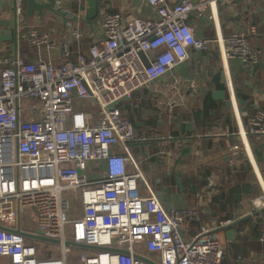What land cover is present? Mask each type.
I'll list each match as a JSON object with an SVG mask.
<instances>
[{"label":"built area","instance_id":"2783aa9c","mask_svg":"<svg viewBox=\"0 0 264 264\" xmlns=\"http://www.w3.org/2000/svg\"><path fill=\"white\" fill-rule=\"evenodd\" d=\"M140 1L152 18L102 14L101 35L85 54L72 50L84 31L65 27L58 64L0 51V264H70L66 241L122 251L79 248L78 264L222 263L215 230L201 226L186 235L196 209L158 201L136 168L129 148L134 127L120 110L122 102L184 62L191 49H209V39L197 36L187 20L216 0ZM73 3L74 22H86L85 0H62L61 7L68 12L63 5ZM22 4H15L19 22L26 15ZM252 32L219 39L225 61L256 65ZM52 36L53 30L33 28L23 37L29 46L55 51ZM246 124L245 133L261 138L264 151V109L247 114ZM244 138L235 154L249 149ZM95 162L103 167L90 172ZM18 228L58 240L62 255L39 257L37 240L9 231Z\"/></svg>","mask_w":264,"mask_h":264},{"label":"crops","instance_id":"0c3cea01","mask_svg":"<svg viewBox=\"0 0 264 264\" xmlns=\"http://www.w3.org/2000/svg\"><path fill=\"white\" fill-rule=\"evenodd\" d=\"M55 1L62 6V0ZM7 3L0 6V36L8 37L4 32L11 30L17 40L0 39L5 56L58 64L65 27L78 25L85 33L84 45L101 35L100 20L89 24L86 9L82 13L86 22L64 25L50 19L46 11L29 16L22 2L26 15L19 22L16 13L4 9ZM99 5L101 15L118 12L126 21L153 17V11L140 0H99ZM63 6L78 13L76 3ZM187 23L197 36L209 39L210 47L191 49L184 62L120 104L123 117L134 127L129 148L136 168L145 173L164 207L198 211L186 231L188 237L207 226L219 235L224 252L221 264H264V151L261 138L245 133L247 114L259 106L264 109V0H216L212 7L192 12ZM33 28L53 30L59 47L53 51L29 46L23 36ZM243 29L253 30L249 40L259 54L249 72V67L225 61L219 40ZM81 45H73L72 50L87 52ZM215 90L224 91L222 100L213 97ZM207 96L212 104L205 108ZM183 122L190 124L184 132ZM244 136L249 149L235 154ZM232 223L235 235L227 236L228 229L222 227Z\"/></svg>","mask_w":264,"mask_h":264},{"label":"water","instance_id":"95a60500","mask_svg":"<svg viewBox=\"0 0 264 264\" xmlns=\"http://www.w3.org/2000/svg\"><path fill=\"white\" fill-rule=\"evenodd\" d=\"M4 1L5 0H0V6H1V4H3ZM16 1L17 0H8V3L6 4L7 6H5L4 9L10 8L12 10V12H14V14H15L16 13V10H15ZM21 2L26 4V13L29 16H34L35 13L41 15L43 13V11H46V13L49 17H51L52 19L58 20L59 22H62L64 25H66L67 22H74L77 19V16L75 14H73L72 12H67V11L65 12L62 7L57 6L55 0H47L45 2H43L41 0H21ZM85 9L87 11V18H88L89 24L92 25L93 23H97L100 20L101 13H100L99 0H89L88 7L82 8V10H85ZM4 34L8 35V37L4 38L6 40H11L14 42L17 40V36H16L14 31L7 30L4 32ZM0 39L4 40L3 37H1V36H0ZM240 69L242 70L243 68H240ZM250 69L251 68L249 67L247 72H249ZM212 94H213V97L215 99L222 100L223 96H224V91L223 90H215V91H213ZM189 125H190L189 123L183 122L181 124V131L184 132L186 127H188ZM186 151L189 152V149H187ZM79 172H81V171L79 170ZM232 226H233V223L225 225L222 227L223 229L224 228L228 229L227 236L233 235V234L235 235L234 230L231 229ZM0 228H1V226H0ZM9 231L16 234V235H21L24 237L33 238V239L37 240L39 243H53L56 245L60 244V242L58 240H51V239L46 238V237L41 236V235L25 233V232H22L19 228L16 230H9ZM65 245L68 247L95 250L98 252H108V251L122 252V251H118V250H109V249L104 248V247L85 245V244L75 243V242H71V241H66Z\"/></svg>","mask_w":264,"mask_h":264},{"label":"rangeland","instance_id":"374dc122","mask_svg":"<svg viewBox=\"0 0 264 264\" xmlns=\"http://www.w3.org/2000/svg\"><path fill=\"white\" fill-rule=\"evenodd\" d=\"M131 149V148H130ZM103 167V163L95 162L88 166V170L90 172L93 171L97 166ZM66 182H62V184H65ZM66 236H71L70 228L67 229ZM38 255L39 257H57L62 255V251L56 247L53 243H46V246L44 243H40L38 246ZM66 257L70 264H78V260L80 257V250L79 248L75 247H68L66 249ZM75 261V262H74Z\"/></svg>","mask_w":264,"mask_h":264},{"label":"trees","instance_id":"16d2710c","mask_svg":"<svg viewBox=\"0 0 264 264\" xmlns=\"http://www.w3.org/2000/svg\"><path fill=\"white\" fill-rule=\"evenodd\" d=\"M84 39H85V38H83V39L81 40V42H80V44L82 43L81 47H82V48H88V46H89V44H90V41L87 43V45H88V46H87V45H84V44H85V43H84ZM86 46H87V47H86ZM85 52H86V51H84V52H82V53L85 54ZM32 62H35V61H32ZM209 98H210V97L207 96L206 99H205V108H207L208 106H210V105L212 104V103H211V104H208V103H209ZM212 106H213V105H212ZM215 106H216V104H215ZM217 106H218V105H217ZM217 110H218V108H217ZM219 115H220V113L217 112L216 117H218Z\"/></svg>","mask_w":264,"mask_h":264}]
</instances>
